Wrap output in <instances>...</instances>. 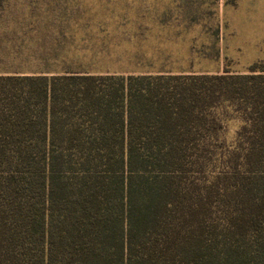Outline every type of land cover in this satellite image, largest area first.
<instances>
[{"label": "trees", "instance_id": "16d2710c", "mask_svg": "<svg viewBox=\"0 0 264 264\" xmlns=\"http://www.w3.org/2000/svg\"><path fill=\"white\" fill-rule=\"evenodd\" d=\"M44 12L0 0V264H264V60L112 68Z\"/></svg>", "mask_w": 264, "mask_h": 264}, {"label": "rangeland", "instance_id": "374dc122", "mask_svg": "<svg viewBox=\"0 0 264 264\" xmlns=\"http://www.w3.org/2000/svg\"><path fill=\"white\" fill-rule=\"evenodd\" d=\"M10 2L45 9L39 19L78 21L69 27L90 34L83 36L78 30L73 41L94 45L96 53L87 57L112 68L244 71L254 61L264 60V0ZM67 28L64 25V31ZM53 35H58L57 27ZM238 123H227V138Z\"/></svg>", "mask_w": 264, "mask_h": 264}]
</instances>
